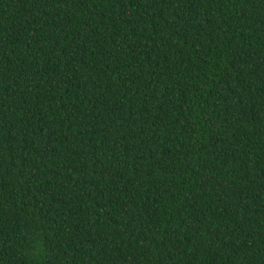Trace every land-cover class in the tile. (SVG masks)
<instances>
[{"label":"trees","instance_id":"trees-1","mask_svg":"<svg viewBox=\"0 0 264 264\" xmlns=\"http://www.w3.org/2000/svg\"><path fill=\"white\" fill-rule=\"evenodd\" d=\"M0 264H264V0H0Z\"/></svg>","mask_w":264,"mask_h":264}]
</instances>
